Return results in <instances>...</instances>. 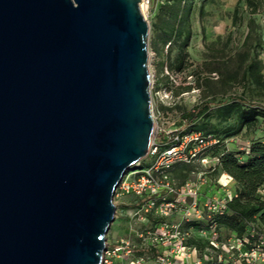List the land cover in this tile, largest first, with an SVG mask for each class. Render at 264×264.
Masks as SVG:
<instances>
[{"label":"water","instance_id":"1","mask_svg":"<svg viewBox=\"0 0 264 264\" xmlns=\"http://www.w3.org/2000/svg\"><path fill=\"white\" fill-rule=\"evenodd\" d=\"M140 0H0V264H101L155 130Z\"/></svg>","mask_w":264,"mask_h":264},{"label":"rangeland","instance_id":"2","mask_svg":"<svg viewBox=\"0 0 264 264\" xmlns=\"http://www.w3.org/2000/svg\"><path fill=\"white\" fill-rule=\"evenodd\" d=\"M252 2L151 0L144 15L149 22L150 91L152 109L157 117L152 140L158 141L163 132L181 131L179 121L184 111L204 100L214 104L210 116L200 125L216 133L229 149L243 151L251 140L264 138V111L257 123L238 130L236 106L227 113L223 104L224 101L236 103L233 99L242 96L264 107V0ZM256 8L257 11L254 10ZM178 28L184 29V35L191 32L188 55L182 69H178L176 64L178 44L184 37H177ZM253 54L256 55L254 64L260 73V81L255 80L247 69ZM205 155L209 159L207 165L216 163L217 156L213 150H206ZM153 160V156L147 154L128 172L142 169ZM203 166L199 159L177 163L172 174L179 183L187 180L197 182V173ZM221 175L219 172L218 176ZM231 184L234 186L233 182ZM125 198L123 204L121 199H114L117 210L107 232L109 242L122 235H131L133 229L142 226L133 219L136 196L130 194ZM177 216L173 218L177 219ZM234 264L245 262L235 259ZM256 264H264V260L260 258Z\"/></svg>","mask_w":264,"mask_h":264},{"label":"built area","instance_id":"3","mask_svg":"<svg viewBox=\"0 0 264 264\" xmlns=\"http://www.w3.org/2000/svg\"><path fill=\"white\" fill-rule=\"evenodd\" d=\"M150 3L151 0H140V6L144 5L145 9ZM153 116L156 120L154 112ZM176 130L168 131L171 136L167 143L152 140L148 154L153 156V162L126 173L115 189L114 199H121L122 204L127 195L136 196L133 219L142 226L133 229V237L122 235L110 242L106 240L101 264H208L210 260L216 264H234L235 259L256 264L260 258L264 260L263 240L261 243L250 240L255 233L253 228L249 236L232 234L222 240L217 223L210 222L214 216L223 214L229 201L237 195L231 175L209 176L214 168L207 165L209 159L205 152L218 139L200 130L183 135L175 133ZM195 159L204 165L197 173L198 181H176L172 174L175 164ZM208 185L213 190L204 193ZM188 222L206 224L199 232L210 242L203 256L188 242L193 233V226L187 225ZM246 244L248 250L243 249ZM139 250L142 252L138 253Z\"/></svg>","mask_w":264,"mask_h":264},{"label":"trees","instance_id":"4","mask_svg":"<svg viewBox=\"0 0 264 264\" xmlns=\"http://www.w3.org/2000/svg\"><path fill=\"white\" fill-rule=\"evenodd\" d=\"M248 2L253 4L252 0H248ZM254 10L257 11V8ZM176 34L179 38L183 37L184 29H176ZM190 36L191 32L188 31L178 44L179 51L176 60L178 69L184 67L188 55ZM255 59L256 55L253 54L251 61L247 64V69L255 80L260 81V73L254 64ZM233 101L236 103L232 104L224 101L223 104L226 105L227 113L230 112L232 107L236 106L239 116L238 130L244 126L248 127L257 123L259 115L264 111L263 106L253 104L242 96L235 97ZM213 104L212 101L204 100L195 104L192 109L184 111L179 121L182 130L178 131L177 129L175 133L183 135L200 130L218 139L216 143L208 148V150H213L214 155L217 156L216 163L212 164L214 169L209 173V176L217 178L219 172L231 175L237 195L229 201L226 211L223 214L214 216L210 219V222L214 220L217 223L222 240H226L232 234L242 238L249 236L253 228L255 233L250 237V240L253 243H261L263 240L261 248L264 250V192H262L264 190V138L251 140L243 151L229 149L224 144L223 139L216 133H211L200 125L210 116ZM170 136L171 134L163 132L157 140L159 143H167L170 141ZM209 187H212V185L206 186L207 190L204 193L211 191ZM187 225L193 226V233L188 241L189 244L196 246L199 254L203 256L206 248H210L209 240L199 234L200 230L206 227V224L204 222H188ZM243 249L248 250L249 245L246 244ZM141 252V250L138 251V253ZM212 253L216 255L215 251ZM207 263L216 264V261L210 260Z\"/></svg>","mask_w":264,"mask_h":264},{"label":"bare ground","instance_id":"5","mask_svg":"<svg viewBox=\"0 0 264 264\" xmlns=\"http://www.w3.org/2000/svg\"><path fill=\"white\" fill-rule=\"evenodd\" d=\"M141 7H142V11H143L144 14H145V7H144V5H142Z\"/></svg>","mask_w":264,"mask_h":264}]
</instances>
